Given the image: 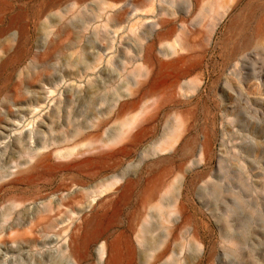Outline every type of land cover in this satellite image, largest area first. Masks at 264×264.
Wrapping results in <instances>:
<instances>
[{
    "label": "rangeland",
    "instance_id": "obj_1",
    "mask_svg": "<svg viewBox=\"0 0 264 264\" xmlns=\"http://www.w3.org/2000/svg\"><path fill=\"white\" fill-rule=\"evenodd\" d=\"M159 203L145 263L264 264V0H0V264L105 228L99 264Z\"/></svg>",
    "mask_w": 264,
    "mask_h": 264
},
{
    "label": "bare ground",
    "instance_id": "obj_2",
    "mask_svg": "<svg viewBox=\"0 0 264 264\" xmlns=\"http://www.w3.org/2000/svg\"><path fill=\"white\" fill-rule=\"evenodd\" d=\"M166 56L172 55V53L166 52L164 53ZM181 61V58L178 60H172L168 63L164 64V68H177L176 64ZM187 72H182V75L188 74ZM159 75V72L156 74ZM181 75V76H182ZM124 180V175L121 176L119 179L115 181V184H121ZM132 189V183H127L124 188L120 187L118 189V192L121 193V196H119L115 201L112 202V216L114 217L117 213L118 206L121 202H123L127 198L128 192ZM96 201V198H94L91 203H94ZM90 203V204H91ZM52 203H48L47 205L43 204L42 207H25L21 212L18 213L19 217H24L25 219H31V222L34 220H44L45 218L48 219L46 221V224H48L47 229H52V224L50 223L51 218L50 213L53 212ZM172 205L166 203V207L164 204H158L157 206H148L146 209V214L144 216V220L142 221L141 225V231L136 236L137 242H138V248L134 249L130 246L126 248V251L124 253L122 252V242L121 240H114L110 244H107L105 242H101L99 247L97 248V255L99 258V264L100 262L107 257V264H122L123 259L126 257L131 262H133L137 255L139 256V260L142 264L146 261V255H148V250L152 246L153 241L149 238V234L151 233L153 228L163 226L165 223H175L176 220H172L173 213H172ZM8 209H5L2 212V219L11 216V213L7 214ZM24 220V219H23ZM97 220V219H95ZM37 223H32V226H35ZM15 227V226H13ZM13 227H10L13 228ZM106 230L105 228H101L99 230L92 229L91 231L86 232V234L80 238L79 241L70 240V243L65 249L69 252L68 262L72 264H79L81 263L85 258V253H82L83 249H85L91 242L95 241L97 238V235L100 236L102 232ZM29 242V245L32 246L34 243V240H27ZM19 241H14V243H18ZM22 246L20 244H17V250L20 251ZM161 256V255H160ZM158 257V259L160 258ZM19 260V259H18ZM22 260V259H21Z\"/></svg>",
    "mask_w": 264,
    "mask_h": 264
}]
</instances>
